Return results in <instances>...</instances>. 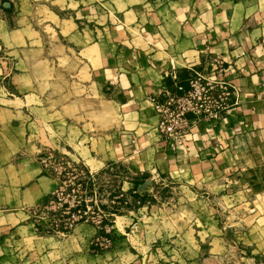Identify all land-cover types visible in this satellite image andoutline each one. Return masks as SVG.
I'll return each instance as SVG.
<instances>
[{
  "label": "crops",
  "instance_id": "crops-1",
  "mask_svg": "<svg viewBox=\"0 0 264 264\" xmlns=\"http://www.w3.org/2000/svg\"><path fill=\"white\" fill-rule=\"evenodd\" d=\"M5 3L9 8L0 10V84L7 85H0V234L29 229L27 210L55 186L39 160L40 152L53 148L92 168L123 162L148 187L155 176L172 177L173 188L196 192L203 201L214 194L227 199L241 194L251 196L250 203L264 191V0ZM53 44L74 52L75 76L96 86L83 91L92 98L96 117L78 116L69 123L63 105L64 119L53 117L47 90L38 82L53 75L34 71L49 59L25 54ZM218 57L223 59L218 75L233 85L230 107L219 119H202L187 135V146L177 141L175 150L164 147L150 98L171 85L167 73L174 69L181 77L188 67L213 75L212 60ZM72 126L95 132L79 131L72 145ZM234 201L233 208H246L245 201ZM242 218L258 229L262 215L245 210ZM77 228L82 234L93 231L86 223Z\"/></svg>",
  "mask_w": 264,
  "mask_h": 264
},
{
  "label": "rangeland",
  "instance_id": "rangeland-1",
  "mask_svg": "<svg viewBox=\"0 0 264 264\" xmlns=\"http://www.w3.org/2000/svg\"><path fill=\"white\" fill-rule=\"evenodd\" d=\"M5 1L0 0V10L9 8ZM25 54L49 59L37 63L34 71L53 75L38 81L47 90L53 117H64L60 105L67 110L69 123H76L78 116L87 121L96 117L92 98L83 92L96 86L75 76L74 52L53 44ZM0 85L7 86L4 81ZM86 129L93 131L69 128V143L73 145L79 131ZM52 150L66 164L59 174L43 170L56 182L27 210L29 229L21 235L11 229L0 234V264H264V191L252 196L250 203L246 201L251 196L245 199L241 194L229 199L214 194L203 201L196 192L173 188L172 177L155 176L148 187L123 162L92 168L68 153ZM77 200L78 208L88 211V219L69 227L68 208H74ZM234 200L245 201L246 208H233ZM245 210L262 215L258 229L251 219L242 218ZM79 223L93 231L82 234L77 228L76 232Z\"/></svg>",
  "mask_w": 264,
  "mask_h": 264
},
{
  "label": "built area",
  "instance_id": "built-area-1",
  "mask_svg": "<svg viewBox=\"0 0 264 264\" xmlns=\"http://www.w3.org/2000/svg\"><path fill=\"white\" fill-rule=\"evenodd\" d=\"M212 69L214 74L206 75L188 67L184 77L174 69L167 73L171 85L150 98L157 117L156 130L164 147L175 150L178 147L177 141L187 146V135L193 132L202 119H219L230 107L233 85L224 75H218L219 71H223V59H213ZM39 160L43 169L52 174L61 173L66 164L52 149L42 151ZM89 173L92 174V171ZM78 204L77 200L72 204L74 208L67 207L69 227L79 220L88 219V211L78 208ZM105 241L109 243L108 238Z\"/></svg>",
  "mask_w": 264,
  "mask_h": 264
}]
</instances>
